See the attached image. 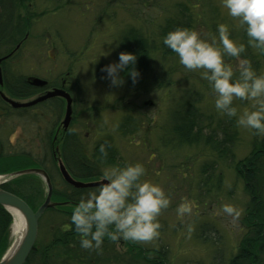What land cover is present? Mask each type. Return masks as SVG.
I'll list each match as a JSON object with an SVG mask.
<instances>
[{"label": "rangeland", "instance_id": "374dc122", "mask_svg": "<svg viewBox=\"0 0 264 264\" xmlns=\"http://www.w3.org/2000/svg\"><path fill=\"white\" fill-rule=\"evenodd\" d=\"M176 1L26 0L22 3L21 0H14L22 16L29 20L32 17V21L25 34L27 38L16 56L8 61L10 79L23 82L28 76H36L51 81L52 86L68 79L67 87H73L79 93L74 92L75 96L80 100L71 126L76 133L74 136L70 133L71 148L79 149L90 157L95 145L108 139L117 151V159L100 163V174L101 168L106 165L141 163L146 169L144 178L158 183L171 201L169 208L157 218L161 227L158 238L153 241H104L106 248L101 251L80 250L78 245L71 246V250L69 246L58 247L49 251V264H136L135 256L140 249L162 246L169 250L173 264H228L239 253L244 235L252 229L253 223L247 224L244 220L249 215V187L247 180L238 172L236 160L244 161L264 137H258L253 130L236 124L233 161L222 157L213 144L205 145L203 140L181 146L169 142L174 136L177 110L185 113L186 107H197L205 116L206 124L211 118L213 127L231 120L215 109L214 97L199 71L185 69L179 64L177 56L162 60L159 49L162 25L168 16L177 13ZM214 1L220 15L230 19L220 0ZM15 22L21 21L15 17ZM235 22V27L241 29ZM132 27L139 32L142 30L149 39H155L156 48L149 58L151 69L147 74L153 80L147 83L146 77L144 82L137 78L138 82L130 83L121 72L123 84L113 86L101 68L118 60L123 36ZM195 30L204 37H210L201 25ZM10 47L12 45L7 44L0 49V53ZM252 51L253 56L247 58L257 74H264V49L253 47ZM226 60L235 66V59ZM162 84L164 86L161 87ZM41 94L36 92L29 99H13L25 102ZM234 103L238 115L252 108L251 102L237 100ZM65 110L66 102L60 103L55 99L34 108L0 110V116L6 118H0L3 153L21 155L14 156L19 165L35 167V160L43 161L46 170L53 174L52 180L59 186L62 178L58 165L52 162L51 145L61 148L64 141L66 131L62 123ZM233 119L236 121V118ZM203 131L205 135L209 133L208 129ZM75 138L77 141L73 140ZM60 154L61 151L58 157ZM7 157L2 158L0 174H5L4 169L14 164L7 162ZM259 164L262 171L257 172L260 174L258 186L263 191L264 205V157ZM206 176H210L208 185L202 191L199 181ZM218 176L220 187L215 189ZM7 185L28 200L34 209L43 203L47 195V186L38 175L16 177ZM207 188L211 190L207 191ZM182 198L192 202L193 214L180 219L175 209ZM224 203H231L242 210L235 224L230 222V218L217 214ZM63 205L67 207L49 209L41 217L37 237L39 245L49 247L53 234L63 230L62 226L69 222L70 204ZM260 218L264 219V208ZM11 224L0 258L13 243ZM253 244L257 246L254 252H257L259 260L255 264H264V244L261 246L259 240ZM241 261L240 258L239 263Z\"/></svg>", "mask_w": 264, "mask_h": 264}, {"label": "clouds", "instance_id": "9594fccd", "mask_svg": "<svg viewBox=\"0 0 264 264\" xmlns=\"http://www.w3.org/2000/svg\"><path fill=\"white\" fill-rule=\"evenodd\" d=\"M220 2L227 15L243 30L248 47L264 49V0ZM162 44L176 54L179 64L185 69L199 71L201 78L207 81L218 113L236 118L237 126L264 137V74H257L246 56L241 58L246 46L230 38L226 24H217L215 34L210 37H204L196 30L177 27L162 38ZM226 58L235 59V66ZM136 59L131 52H120L118 60L105 65L101 71L113 86L123 84L121 72L135 83L140 75L135 69ZM237 100L251 102V110L238 115L234 103ZM99 152L103 160L107 156L103 144ZM101 177L104 183L82 194L72 206L70 222L62 226L63 230L74 231L84 250L101 251L105 237L113 242L138 243L158 238L161 225L157 218L169 208L171 201L158 183L144 178V165H106L101 168ZM175 211L177 217L183 219L193 214V204L182 198ZM217 214L230 218V222L235 224L242 210L231 203H224Z\"/></svg>", "mask_w": 264, "mask_h": 264}, {"label": "trees", "instance_id": "16d2710c", "mask_svg": "<svg viewBox=\"0 0 264 264\" xmlns=\"http://www.w3.org/2000/svg\"><path fill=\"white\" fill-rule=\"evenodd\" d=\"M166 8V6H163ZM30 11V9H28ZM175 10H177L176 14L170 15L166 18L165 22L162 25L161 30V41H160V51L162 60H165L169 57H175L176 54L171 52L168 48H166L162 44V38L169 32L177 27L180 28H188L191 30H195V28L201 25L204 28L205 33L209 36L215 34L217 24L224 23L229 27L230 38L234 39L238 43H244L246 46V52L242 54L243 57H252L253 56V47H248L247 45V37L245 36L242 29L235 27V20L233 18L224 19L220 14V10L218 9V5L214 0H177L175 2ZM45 14V13H44ZM15 17L18 18L21 22H15ZM32 17L29 20L27 17L22 16V14L18 11L14 0H0V49L4 48L7 44L12 45L8 50H4L0 53V56L9 55L12 50L18 45L24 38L25 34L28 30V27L31 26ZM151 21V19H150ZM153 21V20H152ZM200 29V28H199ZM21 31V33L18 32ZM201 30V29H200ZM150 36V35H149ZM203 36V34H202ZM151 37V36H150ZM155 39L151 37L150 39L146 36V34L141 30L135 29L132 27L129 31H127L123 39L121 41L122 44V52H131L136 55V63L135 69L139 72L138 80L143 81L145 77L148 80H153L152 77H149V71L151 69L149 58L155 52L156 45ZM1 51V50H0ZM16 52L13 53L10 57L2 62V70L4 75V85L3 89L7 92L8 95L18 99H26L30 96H33L39 89L28 84L26 79L23 82L21 80H12L10 79V69L8 68V61L16 56ZM242 57V58H243ZM233 59V58H228ZM145 74L147 76H145ZM122 75L127 78L128 82L133 83L131 77H129L125 72H122ZM170 76V73H169ZM136 80V82H138ZM164 86L163 84L161 87ZM192 91V90H191ZM12 109L6 102L2 100L0 97V110H10ZM25 109V108H24ZM186 112L182 113L181 110L176 111V115H174L175 121V130L173 131L174 136L169 139V142L173 145H184V144H195V142L202 141L205 142V145L213 144L214 149L219 150L222 157L231 158L233 161L234 151H232L234 145V139L237 137L236 135V121L231 118L228 123L227 120L223 121L221 124L213 127L211 118L208 120L206 124L205 116L199 111L196 107L193 108H185ZM0 127H2L1 119H0ZM125 127V125H124ZM127 127V126H126ZM203 129H208L209 133L205 135ZM223 135V136H221ZM70 137L68 134L64 137V141L61 145L60 158L65 163L66 167L70 171L72 175L77 177L78 179L91 180L100 176V168L99 164L104 160L112 162V160L117 159V151L113 146V143L108 139L105 141L98 142L90 155H85L79 152V149L75 150L71 148ZM78 138V136H77ZM77 141L76 139H73ZM0 140V144H1ZM72 142V141H71ZM256 141L253 142L255 144ZM104 145L107 151V156L101 159V154L99 152L100 145ZM54 145V144H53ZM52 146V145H51ZM51 156L52 162L54 165H57L54 157L55 148L52 147ZM6 154L0 153V164L2 165L3 159ZM7 162H13L14 164L11 167H7L4 169L6 172H11L19 169H23L29 167L30 165H19L17 160L14 158L20 157L21 155L16 154H7ZM264 157V140L261 143L256 144L252 153L243 161H237L239 164L238 172L241 177H244L247 180V185L249 187V195L250 203L248 205L249 215L245 216V223L251 224L252 229L248 231L241 240L239 253L235 258H232L228 264H255L258 260L257 252H254L255 246L252 243L259 240L261 242V246L264 244V219L260 218V214L263 205V195L259 186L258 180L260 178V174H257L258 171H262V165L259 164V161H263ZM42 162V163H41ZM35 163V164H34ZM33 166L37 167L38 165L45 168L43 161H34ZM261 165V167H260ZM38 166V167H39ZM1 169V167H0ZM46 169V168H45ZM51 178L53 179L52 172L50 173ZM205 172V171H204ZM26 176V175H25ZM212 176V175H211ZM210 176L202 177L201 181H199V185L202 188V191L208 185V180ZM220 176L217 177V181L213 188L219 189L220 187ZM12 182V181H11ZM9 182V183H11ZM61 182V181H60ZM54 192L53 198H57L58 200H62L66 205L70 204V215L71 209L74 203H76L79 197L91 191L93 189H77L74 188L64 181L61 182V186L57 185L54 181ZM252 185V186H251ZM4 189L9 190L17 195H19L15 190H13L9 185L4 184ZM211 189L207 188V191ZM21 196V195H19ZM24 198L23 196H21ZM25 199V198H24ZM26 200V199H25ZM28 203L29 201L26 200ZM30 204V203H29ZM31 205V204H30ZM67 207V206H62ZM11 222V215L7 210L0 205V253L3 250L5 243L7 241V232ZM66 222V221H65ZM70 222V221H69ZM67 222V224L69 223ZM59 232V233H58ZM57 233L53 234L52 243H50L49 247L44 245L37 244L33 250L31 251L27 261L25 264H49L48 263V255L49 251H55L58 247L65 248L71 246H76L82 250L79 243L78 235L71 230L59 229ZM107 238V237H105ZM104 241L110 243L112 242L110 239H105ZM107 243V244H108ZM38 245L40 247H38ZM106 248L105 242L102 244V249ZM69 250V253H70ZM136 264H173L170 260L169 250L166 246H162L159 248L152 249H140L135 256ZM240 258L242 261L239 263Z\"/></svg>", "mask_w": 264, "mask_h": 264}, {"label": "water", "instance_id": "95a60500", "mask_svg": "<svg viewBox=\"0 0 264 264\" xmlns=\"http://www.w3.org/2000/svg\"><path fill=\"white\" fill-rule=\"evenodd\" d=\"M5 58V57H4ZM2 58H0V62ZM28 82L36 87H45L48 84V81L42 78H38L35 76H30L27 78ZM0 84H2V73L0 67ZM0 95L4 101L9 103L14 108H26L33 105H36L40 102L48 100L54 97H62L66 100V113L63 121L64 128L70 125L73 118V110H72V98L68 92L61 88H55L53 90L48 91L46 94L32 99L27 102H21L14 100L8 97L4 92L0 91ZM59 168L60 172L63 176V179L70 185L76 188H87V187H95L104 183L103 179L98 181H81L76 180L71 176V174L66 169L65 165L61 160H59ZM25 174H36L41 176L46 184H47V196L44 202L37 210H33L30 205L18 195L11 193L3 188H1V183L9 181L17 176L25 175ZM6 177L3 181L0 182V205L10 209H15L21 213L25 220V229L23 235L20 239L14 244L10 246V248L5 252V254L0 258V264H24L27 260L30 252L34 248L37 235H38V223L41 216L45 213V211L49 208H55L59 206L61 203L53 201V183L50 179L48 173L41 168H27L15 171L9 175H4Z\"/></svg>", "mask_w": 264, "mask_h": 264}, {"label": "flooded vegetation", "instance_id": "af4514ba", "mask_svg": "<svg viewBox=\"0 0 264 264\" xmlns=\"http://www.w3.org/2000/svg\"><path fill=\"white\" fill-rule=\"evenodd\" d=\"M26 0H21V2L22 3H24ZM29 3V6H31V3L30 2H28ZM19 47L17 48V49H13L12 50V54L13 53H15V51H18L19 50V48L21 47V44L20 45H18ZM16 48V47H15ZM51 81H49V83H48V85L46 86V87H44V88H37V89H39L38 91H37V93H40V92H42V93H44V91L46 92L47 90H49V87H51V89H54V88H62V89H64L66 92H68L69 93V95L71 96V98H72V110H73V115H74V113H75V111L77 110V105L79 104V102H80V100L79 99H77V97L75 96L76 94L74 93V92H76V93H78L75 89H70L69 87H67V85L69 84V81H68V79H63L62 81H61V84L60 85H58V86H52L51 85V83H50ZM75 88V87H74ZM74 90V91H73ZM78 95H79V93H78ZM82 96H80V99H82L81 98ZM53 99H55V100H57L58 102H60V103H64V98H62V97H55V98H52V99H49V100H53ZM49 100H47V101H49ZM66 102V101H65ZM42 103H44V102H42ZM42 103H40V104H38V105H36V107H38L39 105H41ZM55 112V111H54ZM42 115V113H39V115ZM76 116L74 115L73 116V119H72V121H71V124L68 126V128H67V130H65L66 132H65V136L68 134V136H71V132H72V134H73V136L74 135H76V133H73V131H72V128H71V126H72V123H74V118H75ZM0 118L2 119L3 118V120H6V118H4V117H2V116H0ZM64 136V137H65ZM76 137V136H75ZM75 139H77V138H75ZM0 140L2 141V139H1V137H0ZM55 140V139H54ZM55 142H56V140H55ZM80 142V141H79ZM2 145H3V142H1V144H0V151L2 152L3 150H2ZM52 147H55V144L54 145H52ZM55 151L56 152H60V148H55ZM2 154V153H1ZM5 157H7V154H6V156ZM8 173V172H7ZM71 174V173H70ZM72 175V174H71ZM73 176V178H75L76 180H79L77 177H75L74 175H72ZM7 183V182H6ZM5 184V183H4ZM56 184H57V182H56ZM59 184V183H58ZM57 184V185H58ZM95 189L96 187H87V188H84V189ZM75 204V203H74ZM38 247H40L39 245H38Z\"/></svg>", "mask_w": 264, "mask_h": 264}, {"label": "bare ground", "instance_id": "6f19581e", "mask_svg": "<svg viewBox=\"0 0 264 264\" xmlns=\"http://www.w3.org/2000/svg\"><path fill=\"white\" fill-rule=\"evenodd\" d=\"M0 153L4 154L3 151L2 152L0 151ZM10 211L13 215V221L11 224V235H12L11 237L13 238V243L15 244L24 233L25 220L24 217L21 215V213L18 212L17 210L10 209Z\"/></svg>", "mask_w": 264, "mask_h": 264}]
</instances>
